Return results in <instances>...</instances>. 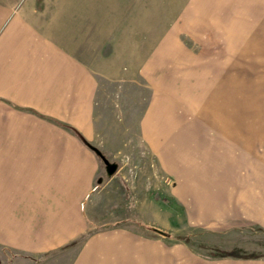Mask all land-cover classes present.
Segmentation results:
<instances>
[{"label":"rangeland","instance_id":"1","mask_svg":"<svg viewBox=\"0 0 264 264\" xmlns=\"http://www.w3.org/2000/svg\"><path fill=\"white\" fill-rule=\"evenodd\" d=\"M67 1L105 44L89 144L116 168L91 150L110 184L89 232L138 236V259L118 261L264 264V0ZM231 250L243 256L214 255Z\"/></svg>","mask_w":264,"mask_h":264},{"label":"crops","instance_id":"2","mask_svg":"<svg viewBox=\"0 0 264 264\" xmlns=\"http://www.w3.org/2000/svg\"><path fill=\"white\" fill-rule=\"evenodd\" d=\"M70 8L67 0H0V250L16 255L10 264H140V239L125 226L89 232L87 207L110 183L99 181L92 149L58 129L98 138L92 61L104 38L90 37L91 11L81 13L86 32L73 27ZM69 252L77 257L52 260ZM119 252L137 261L115 260Z\"/></svg>","mask_w":264,"mask_h":264},{"label":"trees","instance_id":"3","mask_svg":"<svg viewBox=\"0 0 264 264\" xmlns=\"http://www.w3.org/2000/svg\"><path fill=\"white\" fill-rule=\"evenodd\" d=\"M68 128L85 144V145H87L88 147H90L93 151H95L98 155H100V157H101V155H102V153L101 152H98L95 148H93L84 138H83V136L75 129V128H73V127H70V126H68ZM185 240H187L186 238H184ZM214 255H216V256H233V257H242L243 255H240V254H238L236 251H233V250H231V251H225V252H223V253H220V254H214ZM245 257H250V256H247V255H245Z\"/></svg>","mask_w":264,"mask_h":264},{"label":"water","instance_id":"4","mask_svg":"<svg viewBox=\"0 0 264 264\" xmlns=\"http://www.w3.org/2000/svg\"><path fill=\"white\" fill-rule=\"evenodd\" d=\"M102 160L107 165L108 171H112L116 168L114 164L109 163L108 159H106L103 155H101ZM155 232L160 233L162 235H167V233L159 228L153 227L152 228Z\"/></svg>","mask_w":264,"mask_h":264}]
</instances>
